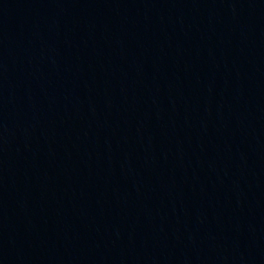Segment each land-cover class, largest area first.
<instances>
[{"label":"water","instance_id":"1","mask_svg":"<svg viewBox=\"0 0 264 264\" xmlns=\"http://www.w3.org/2000/svg\"><path fill=\"white\" fill-rule=\"evenodd\" d=\"M0 264H264V0H0Z\"/></svg>","mask_w":264,"mask_h":264}]
</instances>
